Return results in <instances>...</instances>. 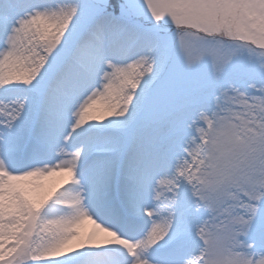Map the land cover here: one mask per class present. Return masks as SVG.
Instances as JSON below:
<instances>
[{
    "label": "snow or ice",
    "instance_id": "1",
    "mask_svg": "<svg viewBox=\"0 0 264 264\" xmlns=\"http://www.w3.org/2000/svg\"><path fill=\"white\" fill-rule=\"evenodd\" d=\"M0 264H264V0H0Z\"/></svg>",
    "mask_w": 264,
    "mask_h": 264
}]
</instances>
